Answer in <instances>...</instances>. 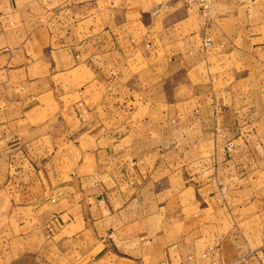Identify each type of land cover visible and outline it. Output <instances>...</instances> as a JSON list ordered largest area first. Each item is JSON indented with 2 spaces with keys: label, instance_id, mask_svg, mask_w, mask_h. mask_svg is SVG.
Wrapping results in <instances>:
<instances>
[{
  "label": "crops",
  "instance_id": "obj_1",
  "mask_svg": "<svg viewBox=\"0 0 264 264\" xmlns=\"http://www.w3.org/2000/svg\"><path fill=\"white\" fill-rule=\"evenodd\" d=\"M228 1L0 0V264H264V3ZM206 54L255 72L197 94Z\"/></svg>",
  "mask_w": 264,
  "mask_h": 264
},
{
  "label": "rangeland",
  "instance_id": "obj_2",
  "mask_svg": "<svg viewBox=\"0 0 264 264\" xmlns=\"http://www.w3.org/2000/svg\"><path fill=\"white\" fill-rule=\"evenodd\" d=\"M251 0H229L228 1V7H229V13L230 17H233L231 22H229V26H236V28L239 30L241 34L246 31L248 26H251V17L253 16L254 20L253 23H256L258 17L257 13V6L252 5ZM264 3V0H259L260 5ZM259 5V6H260ZM214 6V5H213ZM259 11H261V14L259 17H263L264 13L262 14V11L264 12V6L262 5L259 7ZM194 13L197 14L195 11ZM231 14H237V15H231ZM237 16V17H234ZM235 19V21L233 20ZM201 24L202 27H208L209 20H204L201 17ZM257 24L254 25V30L256 29ZM237 30V31H238ZM247 32V31H246ZM239 40V38L237 39ZM251 44V42L249 41ZM213 46V44H212ZM209 47L208 52L215 50L214 47ZM251 55V54H249ZM254 55V54H253ZM239 60V62H237ZM243 60V63L241 61ZM202 61L206 65L204 69L201 70V73L197 71L200 77H203V82H200L197 77L195 79V83L193 85V91L195 93H203L209 90L217 89L220 87H223L224 85L228 84V82L232 79L234 76H238L240 73L241 75L250 74V71L255 72L256 63L251 60V58H247L245 54L241 55H233V57L230 59V55L228 54H222L218 55L217 59L215 60L214 56L212 54H206V56L202 59ZM209 61V62H208ZM253 61V62H252ZM252 63L254 65H252ZM174 72V77L170 79V87L174 86L175 83H178L181 79H183V76L181 74V71L173 69V67H170ZM195 73L196 71L193 70ZM250 72V73H248ZM172 73V74H173ZM191 73V71H190ZM193 78V76H192ZM191 80V78H190Z\"/></svg>",
  "mask_w": 264,
  "mask_h": 264
},
{
  "label": "built area",
  "instance_id": "obj_3",
  "mask_svg": "<svg viewBox=\"0 0 264 264\" xmlns=\"http://www.w3.org/2000/svg\"><path fill=\"white\" fill-rule=\"evenodd\" d=\"M180 1L183 2V4H185V6H187L188 8L198 12L204 20L209 19L210 11L215 3V0H180ZM203 44L206 48L211 47L213 44L212 38L206 37L203 40ZM233 146L234 143L232 140H230L227 143V148L231 149Z\"/></svg>",
  "mask_w": 264,
  "mask_h": 264
}]
</instances>
